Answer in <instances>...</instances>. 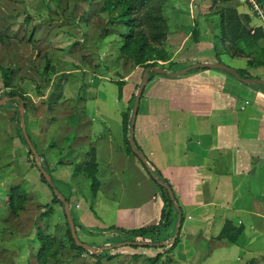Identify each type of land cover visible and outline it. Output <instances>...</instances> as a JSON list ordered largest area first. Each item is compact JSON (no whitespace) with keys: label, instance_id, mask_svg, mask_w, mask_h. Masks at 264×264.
I'll use <instances>...</instances> for the list:
<instances>
[{"label":"crops","instance_id":"1","mask_svg":"<svg viewBox=\"0 0 264 264\" xmlns=\"http://www.w3.org/2000/svg\"><path fill=\"white\" fill-rule=\"evenodd\" d=\"M163 3V8H173L171 15L176 17L163 16L167 31L160 42L161 60L176 69L155 71L156 75L145 78L130 128L132 140L171 187L183 214L181 227L189 225L198 234L197 241L201 229L207 230L209 239L217 238L220 247L211 249L209 257L221 249L227 264L261 260L264 83L240 78L264 80V18L257 16L246 0ZM254 30L256 37L250 36ZM210 62L232 68L240 78L222 68L198 65L177 72ZM78 69V77L62 78L59 89L64 98L58 96L60 91L56 94L58 104L65 102L63 113L44 110L40 104V119L49 118L44 130L39 128L41 141H48L47 148L42 146L40 151L42 158L59 178L71 179L76 188L78 182L69 207L79 217V229L87 232L103 226L128 230L153 224L160 212L153 197L154 184L135 151L127 148V142L124 146L118 86L115 113L108 112L103 103L95 107L92 85H97L99 76L86 87L91 95L82 97L78 87L88 81ZM27 95L32 100L36 96ZM26 111L25 105L23 113ZM31 113L32 118L35 114ZM64 148L66 156L59 157ZM91 157L97 181L94 190L85 170L74 169ZM187 214L192 216L190 223ZM224 223L237 231L232 240L219 235Z\"/></svg>","mask_w":264,"mask_h":264},{"label":"rangeland","instance_id":"2","mask_svg":"<svg viewBox=\"0 0 264 264\" xmlns=\"http://www.w3.org/2000/svg\"><path fill=\"white\" fill-rule=\"evenodd\" d=\"M163 4L162 16L176 17L171 15L173 8H163ZM121 6L117 0H0V264H227L221 249L209 257L211 249L220 246L217 238L207 237V230L201 229L198 243L194 239L198 234L180 223L175 241H170L178 212L169 202L165 187L153 180V197L161 209L153 224L140 230L103 226L87 232L79 229V217L69 207L78 182L76 188L71 179L59 178L47 167L52 184L68 197L67 212L75 240L88 244L97 252L98 256H94L95 252L75 243L61 204L52 199L51 189L34 164L37 158L47 165L41 152L48 141L44 144L39 135L49 118L40 119V104H44V110L63 113L65 102L60 100L58 104L56 94L64 75L78 77V68L81 69L82 77L88 81L78 87L82 97L91 95V89L86 87L91 86L92 78H99L97 85H92L97 97L94 106L103 103L108 112H116L118 86V102L129 118L143 69H176L170 62H162L161 43L146 45L141 59L135 60L137 43L125 36ZM154 72L147 70L145 76L156 75ZM29 93L44 97L35 96L34 101ZM58 96L64 98L61 91ZM19 100L23 103L21 127L36 157L29 150L21 127L15 124L20 119L16 115ZM25 105L27 111L23 113ZM32 111L35 115L31 118ZM52 118L57 115L54 113ZM66 122L72 124L68 119ZM58 123L62 124L61 119ZM30 124H34V133ZM123 143L126 147L125 138ZM64 154L66 149L59 157ZM15 185L22 189V200L20 205L15 203L16 211L11 212L9 189ZM180 214L183 216L181 209ZM186 218L187 222L192 220L190 214ZM123 240L148 243L115 245ZM100 246H106L105 250ZM241 264H264V253L261 260L246 259Z\"/></svg>","mask_w":264,"mask_h":264},{"label":"trees","instance_id":"3","mask_svg":"<svg viewBox=\"0 0 264 264\" xmlns=\"http://www.w3.org/2000/svg\"><path fill=\"white\" fill-rule=\"evenodd\" d=\"M118 2L122 3V12L121 16V21L123 24L126 26V33L125 36L128 38H132L136 45V53H135V60L139 61L142 56V49L148 44L152 43H160L166 34V23L164 20V17L162 16L161 13V5L164 0H117ZM258 34L254 30L250 36L256 37ZM191 37L194 39L195 37V29L193 28L191 30ZM165 71V70H164ZM148 76V75H147ZM145 76V78H147ZM16 115L19 117L20 114L18 111H16ZM121 117H122V125L123 128H125V139L127 142V148L131 151H138L140 155L143 157V160H141L138 156V159L143 166L144 170L146 173L149 175V177L156 182L157 184L163 186L162 184L165 183L169 186L168 182L159 176L157 171L152 169L150 166L149 162L147 159L144 157V155L138 150V148L134 145V142L132 140V145L128 144V137L132 138V134L130 132L131 124H130V116L127 118V114L125 112H121ZM15 124L20 128L19 120L15 121ZM26 137V136H25ZM28 139V137H26ZM34 164L37 167V169L40 170L44 169L48 175L49 169L47 168V165L44 162H39L37 158L34 159ZM82 165V164H81ZM75 170H80L83 169L85 170L86 174L90 178V189L94 190L95 186L97 184V181L94 176V169H95V163L93 161V158L91 157L89 161L85 162L82 166L79 164H76L74 166ZM40 175L42 176L43 180L48 184L49 188L51 189L53 193V200L58 201L61 206V200L58 198V194L60 191L52 184V178L49 177V180H46L43 175L40 172ZM22 189L18 186H12L9 189V205H10V211L15 212V203L21 204L22 200V194L20 193ZM63 198L68 202V197L62 193H60ZM169 202H171L174 207L176 208L178 212V226L181 223L182 216L180 214V208L178 206V203L173 195V200H170L168 196ZM63 208V207H62ZM64 210V209H63ZM161 211V209H160ZM65 215V212H64ZM229 225V224H228ZM226 223L223 224L219 231V235L225 236L227 239L232 240L234 238V235L236 234V230L231 231L230 227ZM145 227H138V228H133L129 230H140ZM175 241V240H174ZM172 244V243H169ZM158 245H162V242L158 243ZM106 246H100L99 248L101 250H105ZM94 256H98L97 252L94 253Z\"/></svg>","mask_w":264,"mask_h":264},{"label":"water","instance_id":"4","mask_svg":"<svg viewBox=\"0 0 264 264\" xmlns=\"http://www.w3.org/2000/svg\"><path fill=\"white\" fill-rule=\"evenodd\" d=\"M196 65H198V66H206V67H218V68H222V69H225V70L230 71L233 75L237 76L232 68H229V67L226 66V65H222V64H219V63H216V62L202 63V64H192V65H189V66H186V67H184V68L179 69L177 72H182V71H184L185 69H187V68H189V67H194V66H196ZM147 70H153V71H156V72H162V71H163V69H161V68H156V67H152V66L145 67V68L143 69V71H142V79H141L140 85H139V87H138V89H137V91H136V93H135L134 100H133V106H132L131 116H130V124H131V125H132V123H133V118H134L135 111H136V103H137V101H138V99H139V95H140L141 89H142L143 84H144V82H145V74H146ZM237 77H238V76H237ZM238 78H240V77H238ZM240 79H242V80H254V81H259V82L264 83V80H261V79H254V78H249V79L240 78ZM0 102H1V100H0ZM22 107H23V103L19 100L18 103H17V108H18V112H19V114H20V119H19V124H20V126H22V117H21V114H22ZM21 129H22V131H23V128H22V127H21ZM23 133H24V131H23ZM25 136H26V135H25V133H24V137H25ZM25 141H26V143H27V145H28V147H29L30 152L33 154V156L36 157V156H37V153H36V151L34 150L33 146L31 145L30 141H29L26 137H25ZM128 142H129L130 145H132V138H131V137L128 138ZM135 154H136L141 160H143V157L140 155V153H139L138 151H135ZM40 172H41V174L43 175V177H44L46 180H49V175H48V173H47L44 169H41ZM162 185L165 187V189H166V191H167V194H168L170 200H173V193H172V191H171V188H170L167 184H165V183H163ZM57 196H58V198L61 200L62 207H63L64 212H65L66 220H67L68 225H69V227H70V229H71V235H72V237H73L74 240H75V232H74V230H73V222H72V219H71L70 215H69L68 212H67L68 202L63 198V196H62L60 193H59ZM178 220H179V218H177V220H176L175 232H174L173 236L171 237L170 241H173V240H174L175 235H176V233H177V230H178V226H177V225H178V224H177V223H178ZM75 243H76L77 245L82 246L83 248L88 249V250H89L90 252H92V253L95 252V250L91 249V247H90L88 244H86V243L78 242V241H76V240H75ZM131 243H133V244H138V245H146L148 242H146V241H142V240H123V241H120V242L116 243L115 245H124V244H131ZM156 243L158 244V243H160V242H156Z\"/></svg>","mask_w":264,"mask_h":264},{"label":"built area","instance_id":"5","mask_svg":"<svg viewBox=\"0 0 264 264\" xmlns=\"http://www.w3.org/2000/svg\"><path fill=\"white\" fill-rule=\"evenodd\" d=\"M246 1L252 7L253 12L257 16L264 18V11L262 9V6H261L259 0H246ZM263 62H264V59H263Z\"/></svg>","mask_w":264,"mask_h":264}]
</instances>
